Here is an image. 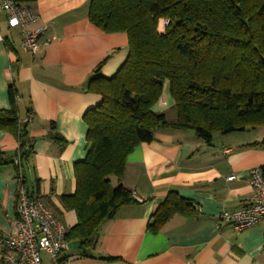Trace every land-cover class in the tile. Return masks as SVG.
Here are the masks:
<instances>
[{"label":"crops","instance_id":"0c3cea01","mask_svg":"<svg viewBox=\"0 0 264 264\" xmlns=\"http://www.w3.org/2000/svg\"><path fill=\"white\" fill-rule=\"evenodd\" d=\"M90 0H36L27 3L37 17L30 29L45 26L41 48L22 47V30L10 29L0 13V109L10 108L9 88L18 92L20 119L28 122L33 152L24 175L32 194L68 230L77 223L61 197L76 191L74 166L88 152L84 115L101 103L87 91L95 77H113L128 56L126 33L108 34L88 17ZM162 98L164 113L174 101L169 83ZM166 115V114H165ZM259 131V130H258ZM255 130L216 134L211 145L191 130H162L152 143L138 146L127 158L122 181L143 201L123 206L106 222L92 257L64 254V264H264V223L238 232L219 222L222 211L250 203V171L264 167V141ZM57 132L64 145L50 138ZM19 144L0 129V238L12 232L20 182L15 159ZM237 176L228 181V177ZM117 185V179L111 178ZM170 192L189 199L196 215L172 216L157 234L148 231L152 214ZM63 227V226H62ZM67 230V231H68ZM4 247L0 243V264ZM115 258L114 261L101 259Z\"/></svg>","mask_w":264,"mask_h":264},{"label":"trees","instance_id":"16d2710c","mask_svg":"<svg viewBox=\"0 0 264 264\" xmlns=\"http://www.w3.org/2000/svg\"><path fill=\"white\" fill-rule=\"evenodd\" d=\"M88 17L105 33H126L128 56L113 77L98 76L87 85L101 103L84 115L88 152L74 166L76 191L61 197L77 217L66 238L77 243L80 257H92L102 226L135 203L122 183L127 158L138 146L152 143L157 132L191 130L211 145L216 134L264 127V0H90ZM161 20L167 22L163 32ZM166 83L175 121L154 111ZM9 97L10 108L0 109V129L16 137L12 163L20 185L36 197L24 175L33 152L30 115L20 119L13 86ZM49 136L66 143L57 132ZM7 163L0 153V167ZM175 214L193 217L196 208L170 192L152 214L148 231L157 234Z\"/></svg>","mask_w":264,"mask_h":264},{"label":"built area","instance_id":"2783aa9c","mask_svg":"<svg viewBox=\"0 0 264 264\" xmlns=\"http://www.w3.org/2000/svg\"><path fill=\"white\" fill-rule=\"evenodd\" d=\"M0 13L5 14L10 29L22 30L23 49L31 54H37L41 48L40 37L47 28L45 26L29 28L37 21L30 6L16 0H0ZM162 25L165 26L166 22L163 21ZM3 40L0 35V41ZM159 105L165 106V101L161 99ZM16 163L18 164L17 161ZM236 179L235 175L228 177V181ZM250 185L253 189L250 203L219 214L220 223L230 224L238 232L264 223V167H256L250 171ZM131 193L134 199L143 201L135 192ZM12 224L11 234L0 238V243L4 247L2 254L4 264H44L43 253L49 257L50 264H59L61 257L70 251V242L66 238L67 231L43 202L30 196L27 188L22 185L19 188L16 216Z\"/></svg>","mask_w":264,"mask_h":264},{"label":"rangeland","instance_id":"374dc122","mask_svg":"<svg viewBox=\"0 0 264 264\" xmlns=\"http://www.w3.org/2000/svg\"><path fill=\"white\" fill-rule=\"evenodd\" d=\"M163 21H165V20H161L160 21V26H159V29H160V31H162V30H164V27L165 26H163L162 25V22ZM166 22V21H165ZM167 23V22H166ZM163 32V31H162ZM161 99H163L162 97L160 98V100ZM159 100V101H160ZM164 100V99H163ZM157 105L159 106V102L157 103ZM161 107L163 108L164 106L163 105H161ZM166 111H165V114H166V116H167V119L168 120H170V121H175L176 119H177V110H176V107L173 105L172 107H169V108H167V109H165ZM263 131L264 132V127H259V128H257V131ZM258 131V132H259ZM259 137H261L260 139H263L264 138V134H260V136ZM264 141L262 140V141H260V143H263ZM62 226H63V228H64V230H68V227H67V225L63 222V224H62ZM71 254H73V253H76L77 252V243L76 242H70V251H69ZM42 259H43V261H44V264H50V262H49V257L46 255V254H42Z\"/></svg>","mask_w":264,"mask_h":264}]
</instances>
